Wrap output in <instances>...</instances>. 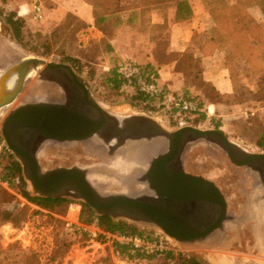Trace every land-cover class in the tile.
Listing matches in <instances>:
<instances>
[{
  "label": "rangeland",
  "instance_id": "rangeland-1",
  "mask_svg": "<svg viewBox=\"0 0 264 264\" xmlns=\"http://www.w3.org/2000/svg\"><path fill=\"white\" fill-rule=\"evenodd\" d=\"M225 1L232 5L236 0ZM22 3L30 4L31 2L30 0H0V49L10 48L9 50L14 53L11 47V43H14L18 49V59L30 55L64 64H68L64 62L68 57L77 59L81 63L82 71L76 73L85 81L94 98L104 107L122 110L131 107L132 112L147 113L167 130L175 131L181 128L171 123L164 112L159 111L154 114L133 107L129 98L125 96L126 93H120L106 83L108 73H105L103 67H98L106 53V45L102 39V32L106 29L103 25L97 26L96 24L95 28H92L76 14L68 13L71 10H77L76 8L81 4L88 5L86 2L83 0H43L46 12V20L43 23H33L28 18H22L25 23L23 44H27L32 49L37 48L41 53L48 52L47 57L38 56L37 53L24 49L14 39L10 27L5 23V16L17 13ZM63 12L66 14L63 15ZM250 12L264 31V15L258 8H252ZM112 31L110 30V35ZM196 36L201 38L203 35L197 34ZM47 43L49 46L45 45ZM235 53V50L228 48L225 57L231 58L229 63L238 80V89L230 98H222L215 89L201 82V93L193 95L203 103L206 111L198 116L196 121L190 122L189 126L209 130L216 129L219 125L218 131L223 132L231 141L250 152L262 153L264 149L257 146V141L264 136V113L246 117L247 110L242 111L235 106L251 100L264 103V58L255 57L250 61L241 57L234 58ZM215 62L220 64L221 76L226 75V78H230L231 74L226 68L225 61L216 60ZM215 62L213 66L216 68ZM68 65L71 66V64ZM217 69H219L218 65ZM34 93L43 95L44 99H35L36 94ZM62 100L63 93L57 84L39 80L38 76H35L26 83L13 108L27 103H52ZM216 104L223 107L217 114H215L214 106ZM250 106H252L251 103L248 104V107ZM208 107H210V114ZM6 152L10 151L3 138L0 153L4 154V162L7 161ZM15 159L17 160L16 157ZM105 159L101 153L96 155L84 142L49 143L45 152L40 156V164L45 171L58 167L96 166L103 163ZM185 160L186 172L203 176L220 188L228 205L230 220L226 222L222 232L214 234L204 242L181 244L169 238L171 244L176 245L177 248L176 252L170 253H173L175 258L179 254L195 257L202 264H264V250L260 242L262 238L255 232V221L249 218L253 205H264V203H257V201H264L262 185L257 184L254 178L247 174L245 168L232 164L225 153L211 145L201 143L189 149ZM27 184L32 194V187L29 183ZM113 189L120 190L119 187ZM4 190L14 195L16 199L9 205L0 204L1 210L16 213L27 206L29 211L26 222L20 228H15L11 223L0 222V264H29L27 257L31 254L37 256L40 264L114 263L104 236L100 237L98 242H91L89 238L72 234L66 229L65 220L62 217L66 216L69 205L76 201L65 198L64 200L71 201L64 202L54 211H46L28 203L13 190ZM121 221L134 226L145 235L164 234L160 228L152 224H139L126 220L116 222ZM139 263L180 264L178 259L168 261L165 255L154 256L151 260H142Z\"/></svg>",
  "mask_w": 264,
  "mask_h": 264
},
{
  "label": "water",
  "instance_id": "water-1",
  "mask_svg": "<svg viewBox=\"0 0 264 264\" xmlns=\"http://www.w3.org/2000/svg\"><path fill=\"white\" fill-rule=\"evenodd\" d=\"M11 47L16 59L9 63L3 59L0 64V117L35 76L57 84L63 93L60 102L17 106L1 123V134L21 163L32 196L69 198L87 204L98 216L152 224L177 243L204 242L222 232L230 218L220 188L185 170L186 153L201 143L214 146L232 164L245 168L264 193V152H250L216 129L184 126L170 131L147 113L132 112L131 107H104L70 65L30 55L18 59V49L14 43ZM73 142L98 146L107 160L125 156L129 148L148 151L144 169L128 177L136 192L100 193L88 176L90 171L107 175L102 163L89 169L43 170L40 153L49 143Z\"/></svg>",
  "mask_w": 264,
  "mask_h": 264
},
{
  "label": "crops",
  "instance_id": "crops-1",
  "mask_svg": "<svg viewBox=\"0 0 264 264\" xmlns=\"http://www.w3.org/2000/svg\"><path fill=\"white\" fill-rule=\"evenodd\" d=\"M141 1L122 0L127 10L107 17L102 24L106 29L102 32L106 53L98 67H103L107 74L120 63L133 61L154 68L158 72L160 84L178 93L195 97V94L201 93L203 82L211 84L223 95L232 96L235 91L231 78L221 76L220 64L215 62L224 60L225 53L217 52L216 45L211 41L215 24L203 0H186L187 10L191 13L187 20L178 19V12L186 11L184 2L181 5L174 1L144 7ZM84 5L68 13L76 14L88 26L95 28L94 10ZM110 30H113L111 35ZM197 34L203 35L202 39ZM127 91L133 92V89L128 87ZM250 103L252 106L248 107ZM214 106L215 114L223 108L219 104ZM235 107L247 110L246 114L249 109L260 107V102L251 100ZM109 248L113 258L114 250ZM122 259L123 264H143L125 261V257Z\"/></svg>",
  "mask_w": 264,
  "mask_h": 264
},
{
  "label": "trees",
  "instance_id": "trees-1",
  "mask_svg": "<svg viewBox=\"0 0 264 264\" xmlns=\"http://www.w3.org/2000/svg\"><path fill=\"white\" fill-rule=\"evenodd\" d=\"M88 5H90L94 10L95 24L101 26L106 18L113 16L122 11L127 10L125 6L122 5V0H83ZM178 1V3H183L185 5L186 11L181 13L178 12V19L187 20L190 18L191 13L187 10L186 0H142L141 5L144 7H149L151 5H162L165 3H172ZM206 9L208 10L215 28L211 32V41L216 45L217 52L221 51L226 54L228 48L235 50V55L233 57H241L245 60H250L253 58H264V31L261 29L259 22L252 16L250 12L252 8H258L264 15V0H236L234 4H228L225 0H203ZM133 8V7H129ZM5 23L10 27L14 39L21 44L24 49L37 53L38 56L47 57L48 52H39L37 48H30L27 44H23V28L24 21L19 18L17 13H10L5 16ZM49 46V43L45 44ZM231 58H224L227 69L230 72L231 81L234 86V91L238 89V80L234 75L232 66L230 65ZM66 63L71 64L76 72L82 71V66L79 60L68 57L65 59ZM145 69H150V72L156 73L157 71L150 66L144 65ZM117 68L111 70L106 76V83L120 93H126V97L129 98L130 104L133 107H138L140 109L146 110L150 113H158L160 111L154 104V101L148 99L143 94L139 93L137 90L133 89V92H128L127 83L119 76ZM157 74V73H156ZM215 89L211 84H207ZM215 91L222 98H230L231 95H223ZM198 100L197 97H194ZM200 102V101H199ZM200 106L204 108L203 103L200 102ZM168 119L176 127H179L178 123L173 120L171 116ZM197 117L193 120L196 121ZM192 121V122H193ZM220 126H216L219 130ZM3 143V138L0 132V144ZM257 146L264 149V136L257 141ZM7 161L4 162V154L0 153V174L5 180L10 182V189L15 191L18 195L22 196L28 203L37 206L38 208L46 211H54L58 206L66 201L64 199H51L39 196H32L31 192L28 190V184L23 176L22 165L18 160L15 159L14 155L10 152H6ZM14 195L0 188V204L9 205L15 201ZM76 203V202H75ZM82 207L81 221L87 224L98 223L100 227L109 233L118 234H128V235H145L141 231L137 230L134 226L127 224L126 222H116L110 216H98L87 204L78 203ZM29 208L24 206L16 213L9 210L0 209V222L11 223L15 228H20L26 222L27 214ZM65 225V224H64ZM115 249L121 252L123 257L127 256V249L119 245H115ZM1 252V251H0ZM154 256H145L138 254L135 257H129L131 261L141 262L151 260ZM165 258L168 261L173 259H178L180 264H202L195 257H188L186 255L179 254L177 258L173 253H166ZM29 264H40L37 256L31 254L27 257Z\"/></svg>",
  "mask_w": 264,
  "mask_h": 264
},
{
  "label": "built area",
  "instance_id": "built-area-1",
  "mask_svg": "<svg viewBox=\"0 0 264 264\" xmlns=\"http://www.w3.org/2000/svg\"><path fill=\"white\" fill-rule=\"evenodd\" d=\"M30 2V4H20L17 11L18 17L28 18L33 23H43L46 20L43 0H30ZM117 72L129 88L137 90L148 99L154 101L155 106L167 116H171L179 127L189 126L190 122L206 111L200 106L199 100L193 96L178 93L161 85L158 72H156L157 74L150 72V69H145L144 65L133 61H124L118 65ZM208 111L210 114L209 107ZM256 113H264L263 102H260V107L255 110L251 109L245 115L246 117H249V115L255 116ZM0 188L10 189V182L5 180L1 174ZM81 213L82 207L78 203L69 205L66 216L62 217L65 220L66 229L72 234L89 238L91 242H98V239L104 236L107 244L114 250L113 264L124 263L123 256L121 252L115 250V245L127 249L128 257L125 258V261H129V257H135L138 254L163 256L168 252L177 251L176 245L171 244V239L164 234L128 235L109 233L104 231L98 223L87 224L82 222Z\"/></svg>",
  "mask_w": 264,
  "mask_h": 264
},
{
  "label": "bare ground",
  "instance_id": "bare-ground-1",
  "mask_svg": "<svg viewBox=\"0 0 264 264\" xmlns=\"http://www.w3.org/2000/svg\"><path fill=\"white\" fill-rule=\"evenodd\" d=\"M10 49V48H9ZM9 49H0V64L3 59L7 60V63L16 59L15 54ZM36 94V93H34ZM32 96V94H31ZM35 99H44L43 95L36 94L34 96ZM210 108V107H209ZM13 105L7 108V111H1L0 123L3 122L4 118L13 110ZM91 144V143H90ZM91 150L95 152L96 155H99L102 151L96 145H91ZM45 152V149L40 153V156ZM148 151H144V149H133L129 148L125 154V156H118L115 159L107 160L105 159L101 164V167L107 168V175L98 174L90 171L88 179L95 186V188L100 193H111V192H122V193H130L134 194L136 191L132 189V184L128 177L137 176L141 169H144V163L146 162V158ZM103 156V155H102ZM89 169V167H88ZM129 172V175L126 172ZM114 187H119L120 190H114ZM138 190V189H136ZM141 190V188L139 189ZM253 196V195H252ZM253 200V198H251ZM250 203V200H249ZM249 208V206H248ZM252 212L249 215V218L255 221L256 226L254 225L255 232L259 237H261V247L264 250V205L258 206L253 205L251 208ZM248 214V212H247ZM248 216V215H247Z\"/></svg>",
  "mask_w": 264,
  "mask_h": 264
},
{
  "label": "flooded vegetation",
  "instance_id": "flooded-vegetation-1",
  "mask_svg": "<svg viewBox=\"0 0 264 264\" xmlns=\"http://www.w3.org/2000/svg\"><path fill=\"white\" fill-rule=\"evenodd\" d=\"M191 174V173H190ZM207 179V178H206ZM262 187V186H261ZM260 192H261V190H260ZM257 203L258 204H260V203H264V201H257Z\"/></svg>",
  "mask_w": 264,
  "mask_h": 264
}]
</instances>
